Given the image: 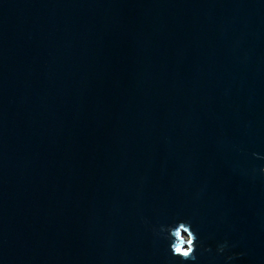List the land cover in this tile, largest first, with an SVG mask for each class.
I'll list each match as a JSON object with an SVG mask.
<instances>
[{
  "label": "water",
  "instance_id": "water-1",
  "mask_svg": "<svg viewBox=\"0 0 264 264\" xmlns=\"http://www.w3.org/2000/svg\"><path fill=\"white\" fill-rule=\"evenodd\" d=\"M261 168L264 0H0V264H264Z\"/></svg>",
  "mask_w": 264,
  "mask_h": 264
},
{
  "label": "clouds",
  "instance_id": "clouds-1",
  "mask_svg": "<svg viewBox=\"0 0 264 264\" xmlns=\"http://www.w3.org/2000/svg\"><path fill=\"white\" fill-rule=\"evenodd\" d=\"M255 156H259V153H253ZM264 174V168L258 170ZM154 234L167 240L171 253L174 257L180 259L182 264L187 262L198 261L199 255L207 252L211 253V248H204L200 241V237L192 227L190 220H177L169 225H161L159 229H153ZM236 247L235 244H230L227 240L218 244L216 252L217 254H224L229 251L230 248ZM244 252L230 253L225 257V264H231L232 261L243 257Z\"/></svg>",
  "mask_w": 264,
  "mask_h": 264
}]
</instances>
